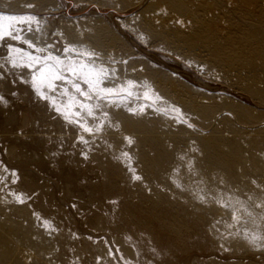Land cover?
<instances>
[{
  "label": "rangeland",
  "instance_id": "obj_1",
  "mask_svg": "<svg viewBox=\"0 0 264 264\" xmlns=\"http://www.w3.org/2000/svg\"><path fill=\"white\" fill-rule=\"evenodd\" d=\"M133 1L0 0L2 12L39 17L20 28L52 45L0 40V264H264L243 238L264 235V0H207L211 14L182 24L167 15L188 12L170 4L153 27L121 21ZM205 16L222 27L195 21ZM9 45L66 62L94 52L109 80L136 66L138 83L90 100L100 107L85 132L37 95L31 69L6 63ZM56 84L43 91L66 102L70 86Z\"/></svg>",
  "mask_w": 264,
  "mask_h": 264
},
{
  "label": "snow or ice",
  "instance_id": "obj_2",
  "mask_svg": "<svg viewBox=\"0 0 264 264\" xmlns=\"http://www.w3.org/2000/svg\"><path fill=\"white\" fill-rule=\"evenodd\" d=\"M27 7L31 8L34 5L28 4ZM39 21L34 15H4L0 13V40H4L6 37H11L13 40L20 41L22 36L20 35L24 29L17 30L18 25L26 24L28 25V31H31V24ZM39 31V28L36 29ZM23 42L27 44L29 48H32L37 53H44L46 48L52 47V45H46L45 47H38L33 40L24 39ZM75 51V48L72 46H67L64 48V52L68 53ZM86 56H92L93 53H84ZM6 63H11L12 67H26L32 70V87L35 89L37 95L44 99L50 100L55 110L58 113L64 115L65 119L69 122L76 123L81 127L85 132L91 133L93 129L88 127L86 122H82L85 119V114L88 117L94 116V108H99L100 105L86 103L85 101H90L94 97L96 100H103L110 96L116 95L117 90L112 87H107L105 81L107 78V70L103 67L97 68L94 64L85 63L83 61H76L71 58L65 59L60 56L53 55L51 52H48L46 55H33L32 53L23 52L20 48H14L9 45V56L6 59ZM2 67V66H0ZM3 78V77H0ZM57 81L64 82L69 85V87L63 88L60 95L66 97V102L57 104V101L54 97L47 95L43 89L47 88L49 92H55L57 88ZM83 86H86V90ZM135 85L133 82H128V87L121 88V92H127L128 95H132L131 88ZM147 92L145 96L147 97ZM79 97H83V100H80ZM0 101H4V97L0 96ZM79 109V111H77ZM176 111H179L176 109ZM106 115V114H105ZM191 127V125H189ZM129 143H131V139ZM83 141V137H81ZM86 143V141H84ZM123 156L128 157V153H122ZM130 171L134 172V169L130 168ZM16 174L13 172V176ZM134 180H140L139 175H133ZM16 181L13 180V183ZM255 183V181L253 182ZM179 187V185H177ZM17 201L24 203V198L22 195L16 197ZM203 201V197L200 198ZM219 202V201H218ZM223 206L228 207L229 205L225 203ZM258 207L264 206V201ZM251 215V213H249ZM233 219H239L236 216H233ZM264 219V218H262ZM47 225L48 222L45 221ZM250 245L254 248H264V235L257 233H244L243 237ZM223 247V245H221ZM226 251L228 249H225Z\"/></svg>",
  "mask_w": 264,
  "mask_h": 264
},
{
  "label": "bare ground",
  "instance_id": "obj_3",
  "mask_svg": "<svg viewBox=\"0 0 264 264\" xmlns=\"http://www.w3.org/2000/svg\"><path fill=\"white\" fill-rule=\"evenodd\" d=\"M4 1L6 3H13V2H16L18 0H4ZM208 1H210V0H208ZM208 1L207 0H134L133 1L134 7L140 6V8L138 10H136V13L132 14L128 18H123L121 21H123V22H125V23H127V24L130 25L132 23V21H134V20L144 19L149 24V26H151V27L157 26L158 20L163 16L162 14H164L165 12H167L166 11L167 6L168 5L170 6V4H172V5H174L175 8L178 6L177 8L180 7V9H183V10H185V12L186 11L188 12V13L186 12L188 14L187 15L188 17L186 19L185 18H181L180 17L181 15L180 16L179 15H176V14H171V16L170 15H167V17H169L171 20H174L175 22L182 24L185 21L191 20V18L195 15L196 10H198V9L199 10H203V11H204V9H206V11L211 14L212 11H213V9H212V6L213 5H211V3L208 2ZM25 3H28V1H26ZM31 5H34L33 8H36L37 6H40V5H37L36 3H32ZM202 7H205V8L203 9ZM154 8L157 10V12H156L157 14L155 13V15H152V14L149 15L150 11L152 9H154ZM152 11H154V10H152ZM207 12H205V13L208 14ZM0 13H3L4 15H31L29 13L16 14V13L2 12V11H0ZM197 13H198V11H197ZM204 15L205 14H203V16ZM199 16H202V15H199ZM207 16L209 17V14ZM207 16H205V18H201L200 17V19H197L196 18L195 21L200 22V23L201 22L205 23V21H208V23H206V25L209 26V27H207L208 29L211 26H218V28L222 27V25L220 26L218 24L213 23L214 21H212V20L210 21V18H208ZM82 18H84V16L83 17L81 16V17H76V18H70V20L71 21H79ZM206 18H208V19H206ZM165 19L167 21V18H165ZM37 20H39V17H37ZM197 22L195 24H197ZM32 24L33 25H37L36 22H33ZM22 25L23 24L18 25V28H17L18 31H19V29H21L20 27ZM196 26H198V25H196ZM193 27H195V26H193ZM224 28H223V30H224ZM85 31H87V27H81L78 30L79 34H77V35L80 36V37H85V35H83ZM141 33L144 34L143 31ZM20 35L24 39H30V40H32V36L29 35V34H27V33L24 34L23 32H21ZM237 42H239V41H237ZM92 53H94V52H92ZM71 56H75V55L72 53ZM73 60L83 61V62L89 63V64H94L97 68L103 67V66H100L101 65L100 62H95L94 60L90 59L89 57L85 56L84 54H80V56H78V58H75ZM103 68L107 70L108 75L109 74H112V71H110L107 67H103ZM136 68L137 67L135 66L132 69L131 74L126 79H124L122 82H120V81H112V79L109 80V78H112V77H109L107 75V78H106L107 81H105V85L104 86L112 87V88L116 89L117 90V94H116L117 96L126 94L127 93L126 91L125 92H121L120 89L122 87L126 89L128 87V82L129 81L133 82V84L135 86L137 85L138 80L136 78V75L133 74V72H134V70ZM178 80L183 85L191 86L186 81H184L182 79H178ZM135 86L131 88V92L133 91V88H135ZM143 91H144V94L147 92V94H148L147 97L149 99H151V100L160 101L162 99V97H163L160 93H158L156 91H153V88L150 85L145 84V83H144ZM224 98L230 99L232 97L226 95V96H224ZM85 102L86 103H89V101H85Z\"/></svg>",
  "mask_w": 264,
  "mask_h": 264
}]
</instances>
